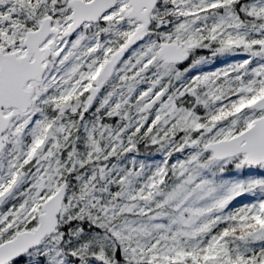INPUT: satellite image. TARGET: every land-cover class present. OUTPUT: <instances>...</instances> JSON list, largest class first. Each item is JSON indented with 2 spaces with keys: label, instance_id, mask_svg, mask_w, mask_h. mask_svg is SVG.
I'll return each mask as SVG.
<instances>
[{
  "label": "snow or ice",
  "instance_id": "obj_1",
  "mask_svg": "<svg viewBox=\"0 0 264 264\" xmlns=\"http://www.w3.org/2000/svg\"><path fill=\"white\" fill-rule=\"evenodd\" d=\"M0 264H264V0H0Z\"/></svg>",
  "mask_w": 264,
  "mask_h": 264
}]
</instances>
